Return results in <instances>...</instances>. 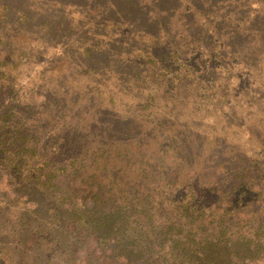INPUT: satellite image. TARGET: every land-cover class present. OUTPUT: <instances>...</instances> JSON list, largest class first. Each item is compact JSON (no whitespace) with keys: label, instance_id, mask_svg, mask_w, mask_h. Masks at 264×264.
Masks as SVG:
<instances>
[{"label":"trees","instance_id":"trees-1","mask_svg":"<svg viewBox=\"0 0 264 264\" xmlns=\"http://www.w3.org/2000/svg\"><path fill=\"white\" fill-rule=\"evenodd\" d=\"M15 1L0 0V264H41L27 252L59 236L90 240L106 264H264V161L213 165L193 122L232 114L216 51L174 45L164 0H46L39 15Z\"/></svg>","mask_w":264,"mask_h":264},{"label":"rangeland","instance_id":"rangeland-1","mask_svg":"<svg viewBox=\"0 0 264 264\" xmlns=\"http://www.w3.org/2000/svg\"><path fill=\"white\" fill-rule=\"evenodd\" d=\"M24 1L33 15H39L38 12L44 10L50 12L46 0ZM129 2L130 0L120 1L124 6H127ZM14 3L17 2L14 0ZM163 5L168 12L166 20L163 19V22L160 20V25H163L161 30L171 29L174 32L173 35L176 36L174 45L182 47L187 56L211 48L216 53L213 56L211 53L207 55L212 57L214 63L222 64L227 70L226 72L223 70L220 74V84L227 85L229 97L225 100L233 104L231 105L232 114H228L226 118L214 109L208 112L210 118L202 113L192 114L194 125L200 126L199 130L212 134L214 144L210 149L215 153L211 157L215 160L212 164L224 159L222 157L224 155L232 157L230 161L234 164L237 162L235 155H245L244 151L253 152L258 161H264V0H164ZM189 9L191 10L188 11ZM94 14L93 11H89L87 17L92 18ZM35 17L38 21L43 19L42 16ZM76 19L75 25L78 23V18ZM179 19L192 24H205L209 28L205 31L208 37L206 38V35L195 37L192 29L190 33L184 32L182 28H179L177 32L172 24ZM223 20L226 25L223 24ZM82 23L85 24V21ZM179 26L181 27L182 23H179ZM79 29H83L82 25ZM104 34L103 37L106 40V33ZM169 35L171 36V33ZM19 37L23 48L26 45L28 47L26 41L29 34L26 32L24 36ZM130 39L134 44L133 50L137 51V48H141L142 41L139 42L132 35H127L122 45L126 47ZM59 47L55 50H59ZM1 52L2 49H0ZM233 53H237L238 56L234 57ZM50 55L51 50L45 52L47 63ZM43 66H47L46 61L44 64L40 62L31 66L24 63L21 68L24 72H28L31 68L40 70ZM64 69L68 72V68L63 66H59L56 70H62L64 73ZM240 74L245 75L247 86L238 81ZM63 75L67 76V73ZM63 75L60 76L63 78ZM76 79L81 80L83 85H87L86 77L79 76ZM183 100H185L184 97ZM221 134H227L228 137L224 138ZM257 191H259L257 188L252 190V192ZM256 196L258 199L256 205L263 207L264 190ZM78 239L73 236L67 238L59 236L50 242L43 241L36 244L27 254L32 255L31 261L38 259L41 264H106L98 258V254H95L94 245L90 240L79 241ZM259 264H263V261Z\"/></svg>","mask_w":264,"mask_h":264}]
</instances>
